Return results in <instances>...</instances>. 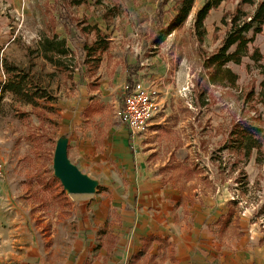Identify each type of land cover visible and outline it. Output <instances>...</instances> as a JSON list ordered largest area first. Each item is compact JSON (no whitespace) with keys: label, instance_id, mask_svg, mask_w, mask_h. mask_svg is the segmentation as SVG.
I'll return each instance as SVG.
<instances>
[{"label":"rangeland","instance_id":"obj_1","mask_svg":"<svg viewBox=\"0 0 264 264\" xmlns=\"http://www.w3.org/2000/svg\"><path fill=\"white\" fill-rule=\"evenodd\" d=\"M49 1L0 0L1 53L28 60V48L35 46L49 18L46 5L56 0ZM87 1L75 9L78 16L99 23L112 40L95 84L81 67L74 76L76 91H67L64 84L61 101L53 104L62 117L47 112L44 122L35 112L13 115L18 104L10 106L11 96L3 99L0 247L10 248L18 233L25 244L34 236L37 247L49 249L58 244L50 238L58 228L77 227L80 220L92 224L90 205L102 197L110 207L106 227L126 222L153 226L168 240L161 243L163 250L153 264L178 263L171 260L178 245L186 261L209 255L203 244L211 248L208 264H264V166L257 164L254 151L245 174L231 169L235 156L223 150L224 135H219L222 121L229 119L228 105L223 108L218 99L221 91H215V106L196 108L193 103L197 57L221 45L225 29L216 39V28H222L223 14L236 4L224 3L210 13L201 43L194 34V17L207 0H195L189 19L178 28L172 24L174 2L168 3L163 37L153 32L159 0H122L124 12L109 30L93 0ZM63 26L60 23L59 33L65 36ZM254 44L264 52V34ZM138 60L141 69L134 82H142L156 107L149 128L131 136L120 115L130 66ZM253 64L246 58L233 65L241 83L263 79ZM5 79L0 64V86ZM92 103V115L85 118L83 111ZM63 137L69 138V158L100 182L95 194H70L54 179L56 143ZM176 159L189 162L181 166Z\"/></svg>","mask_w":264,"mask_h":264},{"label":"trees","instance_id":"obj_2","mask_svg":"<svg viewBox=\"0 0 264 264\" xmlns=\"http://www.w3.org/2000/svg\"><path fill=\"white\" fill-rule=\"evenodd\" d=\"M170 2H174L172 24L175 28L187 22L195 7V0H159L153 32L160 37L165 34V8ZM87 3V0H56L53 5L48 3L46 10L49 18L44 24L46 27L40 31L35 46L28 48L27 61L12 59L0 50V64L6 74V79L0 86V113L6 106L3 99L11 96L10 106L18 104L13 115L30 116L35 112L44 122L45 114L54 112L61 118L62 115L53 104L61 101L64 84L67 91H76V71L84 67L86 77L95 84L112 40L99 23L94 24L88 17L78 16L75 9ZM224 3H233L236 7L225 11L221 21L222 28H216V39L220 38L218 31L225 29L221 45L211 53L202 51L197 57L196 62L200 68L194 70L196 83L192 95L196 108H209L218 104L215 91H221V98L218 99L225 103L223 108L228 105L229 109V119L223 120L219 129V135L223 134L225 139L223 150L235 156L231 169L240 168L242 174H245L243 168L251 161L254 151L257 154V164L264 166V52L254 44L256 37L264 34V0H207L204 6L196 10L194 17V34L201 43L206 36V19L214 9ZM93 6L107 23V30L124 12L122 0H93ZM60 23L64 25L65 36L59 33ZM246 58L260 69L262 80L253 77V80L241 83L233 65H241ZM248 66L251 68V64ZM130 67L127 77L128 91L132 90L135 77L141 69L140 61ZM28 107L31 110H23ZM93 109L92 103L83 111L84 117L89 118ZM176 160L181 166L189 162ZM54 179L61 184L56 176ZM234 201L238 202L237 199ZM167 241L157 234L147 236L142 252L135 254L134 259L138 260L148 252L152 243H159L160 249H163L161 243ZM174 253L172 250L171 260L176 261Z\"/></svg>","mask_w":264,"mask_h":264},{"label":"crops","instance_id":"obj_3","mask_svg":"<svg viewBox=\"0 0 264 264\" xmlns=\"http://www.w3.org/2000/svg\"><path fill=\"white\" fill-rule=\"evenodd\" d=\"M93 204L90 205L93 223L80 220L77 227L65 225L58 228L50 236L58 244L49 249L37 247L33 235L32 242L25 244L18 233L13 234L10 248L0 247V264H145L146 260L154 263L152 257H157L163 250L157 242L138 260L134 259V255L140 254L144 248L143 237L159 233L153 230V226L132 227L130 222H126L123 226L113 223L106 227L110 207L103 202L102 197ZM202 246L209 250V255H194L190 261H186L178 245L174 253L176 261H179L176 264H208L212 258L211 248L206 244Z\"/></svg>","mask_w":264,"mask_h":264},{"label":"built area","instance_id":"obj_4","mask_svg":"<svg viewBox=\"0 0 264 264\" xmlns=\"http://www.w3.org/2000/svg\"><path fill=\"white\" fill-rule=\"evenodd\" d=\"M129 89V87H128ZM124 109L121 112V121L132 135H138L149 128L155 112V103L147 89L139 79H136L131 91L124 95ZM5 162L0 158V202L4 199L2 180Z\"/></svg>","mask_w":264,"mask_h":264},{"label":"water","instance_id":"obj_5","mask_svg":"<svg viewBox=\"0 0 264 264\" xmlns=\"http://www.w3.org/2000/svg\"><path fill=\"white\" fill-rule=\"evenodd\" d=\"M54 153V175L62 184L64 190L70 194H95L98 191L99 182L88 174H85L69 158V138H60L56 143Z\"/></svg>","mask_w":264,"mask_h":264}]
</instances>
